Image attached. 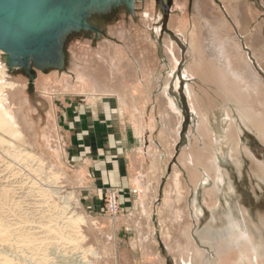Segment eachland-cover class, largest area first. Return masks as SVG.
I'll return each instance as SVG.
<instances>
[{
    "label": "rangeland",
    "instance_id": "374dc122",
    "mask_svg": "<svg viewBox=\"0 0 264 264\" xmlns=\"http://www.w3.org/2000/svg\"><path fill=\"white\" fill-rule=\"evenodd\" d=\"M107 1L71 0L65 3L57 16L55 15L52 28L48 30V33L57 37V41L54 40L50 46V56L46 54L39 55L43 50L39 48L37 52L39 54L29 55L26 66L20 64L18 55L9 57L10 72L14 74L17 71L16 68L23 72V75L18 78L23 83H26L25 96L29 104L32 102L31 106L35 105L33 106L34 111L35 109H40L38 114H36L39 118L43 114L41 108L45 107L46 100L44 99L50 97L52 93L54 95L70 96L73 106H78L77 97H79L81 92L86 93L94 89L106 90V84H112V91L118 95L116 97V106L117 103L120 106L121 97L126 96L130 102V113L140 109L146 112L148 120L151 117L159 118L158 129L153 134L142 136L141 139L129 137L131 139L127 143L128 147L125 148V153L116 154L112 162L106 157L107 151L104 149V140L99 143V146L94 142L91 143L89 145V155L92 159L93 172L97 173L99 171L98 179L101 181L107 180L108 182H100V184L97 183L93 187H87L89 188L87 191L91 196L81 194L80 197L79 187L72 182L73 175L70 174L69 177L62 165L57 164L50 154L42 152L37 147L33 129L35 122L29 120V118L31 120L35 118L34 112L25 108L23 104L24 98L21 96L20 90L17 93L15 92L16 94L8 95V102L12 106L13 114L23 133L21 143H23L25 148L33 149L47 161L46 169L54 166L56 170L64 172L66 178L62 179L60 183L62 186L61 196L74 192L76 196L74 203L79 204L78 206L81 209L79 210L83 212L87 219V223L81 225V233L85 237L77 245L71 247L55 246L54 248V246H51V249H44L46 253L48 252L47 255L50 259L48 261L50 262L45 261L43 264H80L79 260L81 258L78 257L81 255L80 251L88 248H92L94 254L86 253L83 260H89L92 264H178L176 254L180 256V247L185 243L187 229L197 247L208 252L209 256L211 255L212 257L214 255L213 250L197 234L199 230H202L211 221L212 209L215 207V205L210 204L208 206L205 204L204 197H206L207 192L211 191L213 186L217 194H227L232 190L233 192L231 191L230 193L234 194L235 192L236 198L239 199L243 208L248 209L252 218L260 223L259 217L261 216L259 213H264V178H261V180L260 176L258 179L254 177L251 158L242 153L241 166L237 164L236 157L233 160L222 156L220 160L222 164L221 173H218V176L212 175V177L206 178L203 185H196L192 181L180 161V156L185 148L189 149L190 152L193 151V154L199 155L200 150L204 146L199 142L200 137L207 142L203 153L210 154L208 152L210 151V146L214 143L215 137L208 131L201 134L197 130L198 124L193 123V112L187 97L186 85L176 88L177 84H179V79L176 77L178 80L174 79L170 89L171 93H169V84L172 78L168 86L165 83V78L169 75V66L167 67L166 63L168 61L163 50L164 37L168 36L176 42L181 58L184 56L183 67L186 62L185 54L188 50L186 39L172 27H169L174 0H154L155 7L160 15L156 14V17L153 16L151 19L144 17L147 0H134L131 8L127 5L126 0H114V3ZM241 1H243L241 6L242 18L248 20L247 13H245V8L248 6L247 12L249 10L253 15L250 20L255 18L254 23H259L253 28H249H260L264 40L263 0H260V2L252 0ZM80 4H82L83 9L87 8L85 14V10H83L82 15L84 17L81 19L88 24L87 28L80 27L75 22V19L80 16ZM189 10L190 14H192V6H190ZM207 10L210 12L212 7L208 6ZM193 15L198 16L195 13ZM201 30L206 32L204 28ZM237 32L240 33L238 30ZM37 35L43 38L46 35V31L37 33ZM242 42L243 46H245L244 40ZM119 52L125 55V57H121L122 61L125 60V62L121 61L120 66H114L112 64V56L117 55L115 53ZM70 62L75 64L88 77L89 90L82 88L80 83L74 78H71V83H68V86L58 82H46L40 85V90L36 89V80H38L39 74L67 72L68 68H70ZM257 64L258 66L261 65L258 62ZM260 67L264 71V66L261 65ZM262 70L261 73L264 74ZM69 76L72 77L70 74ZM134 80L138 82V85L141 84L139 85L141 89H139L138 94V89H135L138 85ZM154 80H158L155 85ZM206 80L209 81L207 82ZM175 81L177 82L176 87ZM202 81L196 78L188 80L189 83L204 86L203 90H205L207 96V113L210 116V121L214 123V119L218 117L221 111L220 108L225 105L232 107L231 109H235V107L233 102L228 101L227 98L220 94L219 89L211 83L210 79ZM208 83L209 85L207 86ZM199 88L196 86L198 91L201 90ZM130 90L131 92H129ZM162 91H165L167 96L174 100L175 115H179V135L173 149V155L168 154L169 151L166 148H157L160 145V131L163 128L164 118L169 115V108L162 103ZM131 93L136 95L131 96ZM232 112L234 113L232 114ZM229 115H231V118L237 119L242 127L239 132H243L240 135L241 142L251 148L257 157L258 163H264V141L260 139L255 130L249 129L243 124L236 110L229 111ZM195 121L197 122L196 118L194 119ZM36 129L39 131L37 123ZM55 137L57 136L55 135ZM115 138L117 145L115 150L119 151L120 147L118 146L121 141L119 131L116 132ZM80 145L81 137L76 135L78 151L74 156L80 155ZM152 145H155L160 151L151 150ZM137 147L141 151L135 155L134 150ZM143 148L145 151H143ZM129 156H131V159H129ZM199 157L201 158L202 156L199 155ZM6 159L11 160L7 157ZM98 162L101 164L96 169L95 163ZM110 165L113 168H109ZM15 166L22 169L24 178L35 179L34 175L26 167L22 166V168L20 164ZM115 167L117 169L120 167L122 174L116 175L117 177H110L109 170L115 171ZM174 167H178L183 173L187 182L186 192L175 190L166 193L167 183ZM104 170L105 172L108 171V175L107 173L105 174ZM35 180L39 181L37 178ZM258 180L260 181L258 182ZM223 185H226V188ZM43 186L45 187L44 184ZM196 191L202 209L200 217H197L196 208L192 203ZM113 193L117 201V209L114 212L110 210V197ZM47 199V206L50 209L60 205L63 206L62 200L57 195L52 194ZM186 201L187 211L184 208ZM224 204L223 202L220 207L221 211L225 207ZM49 205L52 206L50 207ZM38 215H31L33 216L32 223L33 220L36 221L33 223V227L38 225V221L41 220V214ZM218 220L215 223L219 224L217 227H221L222 222L220 219ZM259 226L264 235V226L261 223ZM73 247H75L77 257L75 255L73 256L74 258H70L62 255L65 250ZM27 258L24 261L27 264H32V259ZM68 258L71 260H68Z\"/></svg>",
    "mask_w": 264,
    "mask_h": 264
},
{
    "label": "bare ground",
    "instance_id": "6f19581e",
    "mask_svg": "<svg viewBox=\"0 0 264 264\" xmlns=\"http://www.w3.org/2000/svg\"><path fill=\"white\" fill-rule=\"evenodd\" d=\"M42 1L44 0H0V5L21 9ZM240 3L241 0H174L171 9L169 27L180 33L188 42L183 76L187 80L185 89L193 112V123L198 124L197 130L201 134L208 131L215 137L208 152L210 154L203 153L207 142L201 137L198 138L200 144L204 145L199 154L202 159L186 148L180 156L183 167L196 185H203L206 178L212 175L218 176V173H221L222 156L229 159L236 157L237 161L236 159L235 161L241 166L242 153L251 158L254 177L264 178V163H258L251 148L241 142L240 135L243 132H239L242 127L237 119L229 115V111L236 110L243 124L255 130L260 139L264 141V79L254 66L252 57L244 48L231 21L236 23L237 30L244 37L245 47L251 49L257 62L263 66L264 40L260 28L248 29L249 27H246ZM190 6H192V14H190ZM208 6L212 7L210 12L207 10ZM145 7L144 17L146 19L156 17V14L160 15L154 0H147ZM193 13L200 18L194 16ZM203 28L206 32L201 30ZM163 50L168 61L167 67L169 66V75L165 78V83L168 85L181 58V53L176 42L168 36L163 39ZM115 54L117 55L112 56V64L120 66L121 57L125 55L120 52ZM9 57V53L0 47V264H27L24 261L27 257L32 259V264H43L50 260L48 252L46 253L44 249H51V246L54 248L55 246L71 247L77 245L85 237L81 233V225L87 223V219L80 211L79 204L74 203L76 200L74 192L61 196L60 183L66 178L64 172L56 170L54 166L46 169L47 161L33 149L25 148L21 143L23 133L13 114L12 106L8 102V95L20 90L25 108L34 111L33 106L35 105L31 106L32 102L29 104L25 96L26 83L18 78L23 75V72L18 68L14 74L10 72ZM69 67L67 72L53 73L54 76L51 79L68 86L71 78L76 80L81 78L82 75L75 64L70 62ZM41 74L36 80V89H38L39 81L48 82L50 80ZM193 78L201 79V81L206 78L215 79L220 94L233 102L235 109L226 105L220 108L218 117L212 123L207 113L208 105H206L207 96L203 90L204 86L189 83L188 80ZM157 81L154 80V85L158 83ZM134 82L138 83L135 80ZM139 85L135 87L138 89L137 94L141 89ZM196 86L202 91H198ZM111 93L115 92L111 91ZM161 93L162 103L169 108V115L164 118L163 128L160 131V145L157 148H166L169 151L168 154L171 155L178 140L179 115H175L174 100L168 97L165 91ZM135 95L131 93V96ZM51 96L55 95L52 93ZM195 118L197 122H194ZM157 148L155 145L151 146V150L158 151ZM6 157L11 160H7ZM13 162L26 167L39 181L24 178L22 169L16 167ZM186 183L182 171L174 167L167 183L166 193L175 190L186 192ZM223 187L226 188V185ZM230 192L217 194L213 186V189L204 197L206 205L211 204L215 207L212 209L211 221L197 234L213 250L214 255L211 257L208 252L199 249L187 229L185 243L180 247V256L176 254L178 264H264V235L259 226L260 223L264 226V213H259L260 223L256 222L251 212L243 208L235 192L234 194ZM52 194L59 196L63 206H56L54 209L47 206V198ZM223 202L225 207L221 211L220 207ZM192 203L196 208L197 217H200L202 209L197 191ZM184 208L187 211V201ZM34 214H41V220L38 219L39 224L35 227L33 223L36 221L33 220V223L31 221L33 218L31 215ZM218 219L222 222L221 227H217ZM84 251H80L79 263L92 264L83 258L88 252L94 254L93 249L88 248ZM62 255L74 258L75 255L77 257V252L73 247L65 250Z\"/></svg>",
    "mask_w": 264,
    "mask_h": 264
},
{
    "label": "crops",
    "instance_id": "0c3cea01",
    "mask_svg": "<svg viewBox=\"0 0 264 264\" xmlns=\"http://www.w3.org/2000/svg\"><path fill=\"white\" fill-rule=\"evenodd\" d=\"M252 1L260 2V0ZM242 2L243 1H241L240 3V9L242 6ZM247 7L245 8V13H247L248 20H245V24L247 25L246 27L253 28L259 23H254L255 18L253 20H250V17H252L253 15L250 13L249 10L247 12ZM232 22L233 27L237 32V25L234 21ZM237 35L239 36L241 41L244 40L240 33L237 32ZM244 48L249 53V56L252 57L254 66L256 67L257 71L264 78V74L261 73L262 69L260 66H258L255 57L251 52V49L249 50L245 46ZM183 61L184 56L181 58L178 67H176V69L174 70L175 72L173 77H170V79L172 78V80L170 81L169 79V93H171L170 89L172 88V82L176 77L179 79V84L176 87V81L178 80L176 78V88H180L183 87V85H186L187 80L182 74V70L184 68L182 66ZM78 71L81 73L82 76L81 78L77 79V81L80 83L82 88L89 90L90 84L88 77L85 76L81 69L78 68ZM42 76H46V79H50L48 83H60V81L51 79L52 76H54L53 72L49 74H43ZM210 80L211 83H213L214 85L216 84L215 86L218 87L215 79L213 80L210 78ZM206 81L208 82L209 80ZM43 83L46 82L39 81L38 90H40V85ZM105 87L106 90L102 89V91L94 89L86 93L81 92L79 97H77L78 106H73L70 96H62V94L50 96L47 99L45 98V107L41 108L43 112L41 118L36 115L38 114V111H40L39 108L35 109V111H32L34 112L35 118L32 120L29 118L31 122H35V127L33 129L37 140V147L42 152L50 154L57 164L62 165L65 171L69 174V177L70 174L73 175L72 182L79 187L78 189L80 192V197L81 194H87L88 196H91V194H89V192L87 191L90 187L97 185V183L100 184V182H108L107 180L101 181L100 179H98L97 175L99 171H97V173L93 172V165L91 166L92 159L89 155V145L91 143L94 142L97 146H99V143L104 140V149L105 151H107L106 157L112 162L116 154L120 155L125 153V148L128 147L127 143L132 137L141 139L142 136L153 134L159 126L158 117H151L148 120L146 118V112H143L140 109H136L134 112L130 113V102L126 96H122L120 106H118V103L116 106V97L118 95L116 94V96H113L114 94L111 93L113 88L112 84H106ZM36 123L38 124L39 131L36 129ZM117 131L120 132L121 136V141L118 146L120 147L119 151L115 150V146H117L115 142V135ZM55 135L57 137H55ZM76 135L81 137L79 156H74V154L78 151V148L76 147ZM136 140L134 141L137 142ZM140 151L141 149L137 147L134 150L135 155L138 154ZM143 151H145V149ZM123 157L125 156L123 155ZM129 159H131V156H129ZM100 164L101 163L99 162L95 163V168L98 169ZM110 167H112V165H110L109 168ZM109 171L110 177H115L116 175L119 176L122 174L120 167L118 169L115 167V171ZM106 173L108 175V171H106L105 174Z\"/></svg>",
    "mask_w": 264,
    "mask_h": 264
},
{
    "label": "water",
    "instance_id": "95a60500",
    "mask_svg": "<svg viewBox=\"0 0 264 264\" xmlns=\"http://www.w3.org/2000/svg\"><path fill=\"white\" fill-rule=\"evenodd\" d=\"M71 0H44L36 4L14 9L0 5V47L9 53V56L18 55L20 64L26 66L30 54L37 53L39 48L43 50L39 55L46 54L50 56V46L57 37L48 33L52 28L55 15L60 12L64 4ZM93 2V1H92ZM107 2L114 3V0ZM129 8L133 7L134 0H126ZM91 3V2H90ZM80 16L75 22L80 27L87 28L88 24L83 22L82 15L87 12V8L80 4ZM46 31V35L40 38L37 33Z\"/></svg>",
    "mask_w": 264,
    "mask_h": 264
},
{
    "label": "built area",
    "instance_id": "2783aa9c",
    "mask_svg": "<svg viewBox=\"0 0 264 264\" xmlns=\"http://www.w3.org/2000/svg\"><path fill=\"white\" fill-rule=\"evenodd\" d=\"M116 209H117V201H116V196L113 193L110 197V210L114 212L116 211Z\"/></svg>",
    "mask_w": 264,
    "mask_h": 264
}]
</instances>
